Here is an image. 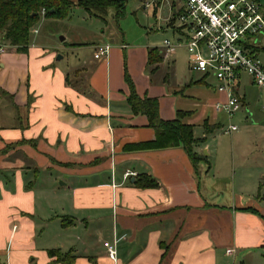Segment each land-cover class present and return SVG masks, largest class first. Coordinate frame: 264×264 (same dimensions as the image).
<instances>
[{"label": "crops", "instance_id": "obj_1", "mask_svg": "<svg viewBox=\"0 0 264 264\" xmlns=\"http://www.w3.org/2000/svg\"><path fill=\"white\" fill-rule=\"evenodd\" d=\"M149 1H136L134 37L86 13L105 24L91 43L68 31L58 46L36 30L25 52L4 44L0 102L7 99L15 122L0 123V151L14 147L0 154V264H67L50 250L70 253L72 264H264V92L240 72L239 110H220L227 94L219 82L177 60L188 38L176 24L178 4ZM71 13L43 20L72 22ZM155 32L172 33L170 44L180 46L155 47ZM263 41L254 51L264 66ZM98 46L110 47L107 57L95 59ZM132 91L156 100L162 121L191 128L196 163L132 113ZM242 108L254 123L227 133ZM217 133H235L231 157L226 148L209 151ZM141 175L157 187L134 186ZM105 242H116L115 262Z\"/></svg>", "mask_w": 264, "mask_h": 264}, {"label": "built area", "instance_id": "obj_2", "mask_svg": "<svg viewBox=\"0 0 264 264\" xmlns=\"http://www.w3.org/2000/svg\"><path fill=\"white\" fill-rule=\"evenodd\" d=\"M166 0H150L145 7H157ZM176 17L187 30L188 38L183 44L188 54V68L192 72L213 76L218 82L217 90L227 94L226 104L219 105L229 117L240 108V100L233 94L240 72L248 74L255 86L264 92V66L257 59L254 47L257 36L264 34V9L255 0H179ZM45 11L41 10L42 17ZM31 30V33H36ZM169 41L163 48L172 53L176 47ZM4 45H0V53ZM109 46L96 47L94 57H107ZM264 114V106L262 107ZM229 126L227 133L236 131ZM126 173L125 178L132 176ZM108 258L115 262L116 242L103 244ZM227 254H231L228 250Z\"/></svg>", "mask_w": 264, "mask_h": 264}, {"label": "trees", "instance_id": "obj_3", "mask_svg": "<svg viewBox=\"0 0 264 264\" xmlns=\"http://www.w3.org/2000/svg\"><path fill=\"white\" fill-rule=\"evenodd\" d=\"M83 9L90 17L105 20L108 10L114 9L116 21L124 16V0H0V42L15 47L18 52H25L31 41V30L41 19V10L45 11L44 19H66L73 8ZM134 115L141 114L147 119V126L156 131L161 141L170 140L172 145H182L190 159L196 163L197 156L192 148L200 140H195L190 127L179 124L178 121L164 122L159 118L156 100H141L133 91L127 99ZM26 143V142H21ZM11 145L0 151L5 154ZM134 186L141 189H154L157 183L149 176H136ZM32 182L27 185L31 187ZM248 209H246L247 211ZM48 254L57 262L72 264L74 256L50 250Z\"/></svg>", "mask_w": 264, "mask_h": 264}, {"label": "rangeland", "instance_id": "obj_4", "mask_svg": "<svg viewBox=\"0 0 264 264\" xmlns=\"http://www.w3.org/2000/svg\"><path fill=\"white\" fill-rule=\"evenodd\" d=\"M124 1H125L124 16L120 20L116 21V19L114 18L115 16L114 9H109L108 15L105 18V21L108 23V29H110L111 31L116 30V28L118 27L121 30L128 31V33L134 37L136 35L135 25L137 24L136 23V12H138L135 7L139 0H124ZM166 1H168V3L172 2L174 5L178 3L182 5V3L179 0H166ZM255 1H258L262 5L264 4V0H255ZM139 11L142 12V10H139ZM161 12H162L161 14L163 15H167L168 13L167 10H163ZM40 16L42 20L40 19L38 24L34 26L35 30H37L39 33V35L37 36L35 35L36 38L39 37V38L49 39L52 41V43L58 46H61L62 42H60V39L64 38L63 36L64 33H68V31L72 32V35L75 41H80V42L87 41L88 43H91L90 41H92L93 39L92 38L93 34L97 33L98 31L100 32L101 29L105 28L104 23L96 19L88 18L89 16L86 14V12L83 9L78 8V7L73 8L71 16L69 17V18H72L73 20L72 22H70L69 20H66V21H62L58 23H51V21L50 22L44 21L43 20L44 18L42 17L41 13H40ZM176 24L178 25V20L176 21ZM163 41H169L170 43L174 44L175 42L174 36L170 32L169 33L168 32H165V33L155 32V47H160ZM261 44H262V47H264V41ZM0 45L2 46L4 44L0 42ZM176 50H177V55H178L177 60L179 61L180 66H184L185 68V63L187 66V62H188V55L186 53V50L182 47H180V49L177 48ZM179 69H180L179 73H182V69L180 67ZM163 72H164V75H167L168 73L167 65H165L164 70L161 69V74H163ZM169 76H170L169 81H171L172 75L170 74ZM245 79L250 81L252 78L249 76V77H246ZM12 112H13L12 106L8 103L7 99L2 98L0 102V121H1L0 123L6 124V125H10L14 123L15 121L12 118ZM240 112H242L241 121H237V120L232 121L233 122L232 125H235V127L238 128L237 134L241 133L242 126L252 125L254 123V119L251 116H249L250 111L247 108H242ZM234 134L229 136V135H223L222 133H217L216 135L210 136L207 141L208 146H209V151L212 152L218 147L226 148L228 150V156L231 157L230 147H231L232 137L235 136ZM11 146L12 148H9L7 152L14 148L13 145ZM261 151L264 152L263 149H261ZM257 154L259 155V153L256 152L255 156H257ZM203 155L205 154L203 153ZM259 156L263 157L264 153ZM242 158H249V155L246 153L242 155ZM219 184L221 185L222 188H225V185L227 184V180H222L221 182H219ZM224 191H227V189ZM238 263H239L238 261L235 262V264H238ZM228 264H234V263L231 260H229Z\"/></svg>", "mask_w": 264, "mask_h": 264}, {"label": "water", "instance_id": "obj_5", "mask_svg": "<svg viewBox=\"0 0 264 264\" xmlns=\"http://www.w3.org/2000/svg\"><path fill=\"white\" fill-rule=\"evenodd\" d=\"M263 36V34L262 33H260L257 37H258V39L259 38H261ZM61 39H63V38H61ZM57 59H61V57L59 56ZM134 180H132V182H133Z\"/></svg>", "mask_w": 264, "mask_h": 264}]
</instances>
